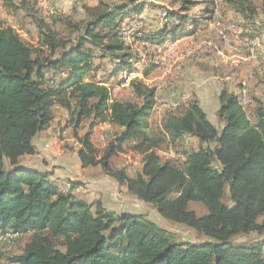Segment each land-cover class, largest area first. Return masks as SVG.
Segmentation results:
<instances>
[{
  "label": "trees",
  "instance_id": "trees-1",
  "mask_svg": "<svg viewBox=\"0 0 264 264\" xmlns=\"http://www.w3.org/2000/svg\"><path fill=\"white\" fill-rule=\"evenodd\" d=\"M177 1L178 11L166 10L167 24L147 29L140 24L147 0L84 5L82 20L57 11L47 19L28 1L18 6L0 0L7 15L22 16L39 32L34 42L13 23L0 21V235L29 233L23 251L7 255L10 263L264 264V79L240 83L238 91L222 89L220 127L191 100L168 108L155 130L157 87L139 77L130 82L132 100L112 97L117 76L136 72L139 62L125 29L142 43L160 45L193 36L203 25L204 18L189 13L197 1ZM261 1V7L253 0L225 3L251 21L264 14ZM255 26L264 30V21ZM151 69L150 64L145 76ZM58 107L67 111L76 136L92 120L80 137L83 167L100 165L121 192L153 205L163 219L193 229L202 240L180 241L145 213H116L101 201L90 202L74 192L77 183L63 191L51 171L30 166L25 159L37 153L34 140L52 126ZM104 122L119 131L100 154L90 140L95 125ZM165 148L176 157L163 158ZM128 150L143 156L135 173L114 164ZM252 234L246 242L234 241Z\"/></svg>",
  "mask_w": 264,
  "mask_h": 264
},
{
  "label": "rangeland",
  "instance_id": "rangeland-1",
  "mask_svg": "<svg viewBox=\"0 0 264 264\" xmlns=\"http://www.w3.org/2000/svg\"><path fill=\"white\" fill-rule=\"evenodd\" d=\"M14 1L16 4H18V6L22 2V0H14ZM25 1L26 2L28 1L31 5L35 6V9L38 10L39 15L44 16L47 19L50 18L54 12L57 11V12L72 13L73 17L76 20H82L86 17L84 5H95L99 2H104L107 5H115V4L122 2L123 0H25ZM195 1H197L198 4L193 6L191 10L189 11V13L193 16L204 18L202 20H204L203 25H205V27L201 31H199L198 34L196 35V39L194 40L195 42L200 43L203 40H206V41L213 40L214 42H219V39L224 40L223 36H226V39L228 40L229 39L228 34L230 35L233 34L232 30H229L227 28L230 23H235L238 29L247 28L251 31V32L249 31L250 33L255 34L257 31H259L258 27L255 26V23L257 26H259V23L262 24L264 21V14L261 11L257 15L255 20H251V21L245 20L242 17V15H240L234 10H231L225 3V0H195ZM253 1L258 7H261V4H262L261 0H253ZM147 2H148V6L142 13V15L145 13L144 14L145 18H142L143 20L142 22H140V24L142 25L145 24L147 29H156L160 26L163 27L165 23H167V19H170V18H167L165 11L166 10L167 11L177 10L178 11L180 8V2L177 0H147ZM208 9H212L211 12ZM207 17L208 18L211 17V18L208 19ZM17 19H18V22H16ZM23 19L24 18L22 16H17L16 18L14 15H11V14L7 15L6 11L2 9V4L0 5V21L5 20L10 23H13L15 26H17V28L19 29L21 34L25 36V38L36 42L39 37L38 30L36 29V27L33 25L32 22L28 23L27 21L29 20H23ZM145 19H149L150 22L149 21L147 22V20L145 21ZM126 33H128L130 37L124 36V39L128 38L126 40L133 47L140 63L136 65V68H137L136 72L131 73L132 75L131 74L126 75L125 73H122L117 76L114 83L111 84L112 85V97L114 99L119 98V99L132 100L134 95L131 92V89L129 87L130 86L129 81H131V79L134 77H139L140 79H143L145 82H148L149 85L156 86V87L159 86L160 87L159 90H163L165 89V87L170 88L171 86H174V88L170 90V93L174 96L173 98L175 97L179 98L180 90L178 89L179 86L176 82L178 83H180V81L182 82V70H183L182 60L177 61L175 64H174V60L173 61L171 60L172 62H170V64L167 63V59L170 56L172 57L174 55L173 53L175 50V46L171 44L172 42L168 41L167 45H169V48L162 50V52L166 51L167 53V56H165V59L162 60L161 58L162 56L160 57L161 55L160 53L162 52H159L160 47L158 44L153 46L152 44L142 43L138 39H134L133 32L129 28L124 30L123 35ZM243 33H246V32H237L238 37H242ZM206 47L208 48L204 50L203 52L199 54H192L191 56H189L188 58L191 59L192 61H187L188 64L186 65V67L190 66L191 64L193 65L196 64L199 67L202 66L205 68V70L202 68L203 72L205 73L211 72L212 67L216 65L212 62L213 60L211 59V57L214 56L216 58L217 51L215 50L216 48L212 44L210 45L208 42L206 44ZM209 52L210 54H207ZM260 53L261 51L258 53V56L254 54L256 56L255 65L250 66L248 64H244L243 62L239 64V66H235L236 68L241 67V70L246 69L245 71H251V73L247 74L244 77L238 76L236 82L241 83L244 81L243 83L252 84L254 82H257L259 76L261 77V79H264V63L258 58ZM263 54H264V50H263ZM151 56H153V61H150ZM103 61L107 64V66H111V63L108 60H103ZM150 62H155L154 64L155 67L154 65L152 67V70L154 69L155 70L151 72L149 76H145V73H144L145 69L148 67V64H150ZM178 65H181V67H179ZM167 76L170 79L166 80L167 84H163L162 83L163 79L167 78ZM118 77H119V82L117 80ZM122 80L125 81L124 84L120 83V81ZM169 82L171 84L168 85ZM236 86L237 84L235 86H232L231 89L233 91H238ZM260 90L264 91V86H261ZM260 96H262V94ZM187 97L191 98V94H187ZM159 99H161V97ZM166 99L165 100L161 99V101H157V107L152 112L151 122H152V128H154L155 130H158L157 128L158 124L160 123L163 117V114L165 112L164 108L172 105L170 100H166ZM244 99H245V103L248 106L249 105L248 102H250L249 96L248 97L245 96ZM263 99H264V95H263ZM211 101L205 104L206 111H207L206 113L208 114V119L212 123L213 121L211 119H213L214 121L217 122V125L220 127L222 122L220 118L218 117V110L220 108L219 96L217 98L215 95L213 100L211 99ZM251 109H252L251 106H248L247 113H249V115H251L252 114L251 112H253V110L251 111ZM63 113H64L63 110L60 109V107H58L56 111V118L53 122L52 131H70V132H67L64 136L63 134H60V136H63L62 139L72 138L74 142L78 141L80 145L82 146L80 142V137H82L87 131H90V123L92 122V120L84 121L81 124L80 128L77 130L78 135L76 136L74 134L73 128H71V126H69L68 122L66 121L68 118L65 117ZM99 124L100 123H98L97 125ZM97 125H95V127L93 128V133L95 132L96 129H98L99 126ZM104 131H119V128L108 127ZM80 133L82 134L80 135ZM116 133L117 132H114V137ZM90 141L94 144L92 140V136H91ZM187 141L193 144L197 143V139L195 138L193 139L188 138ZM69 143L70 141L66 140V142L64 143V146L62 147L68 153L70 152V150L71 151L74 150L73 147L69 146ZM128 147L129 145H127V149H129ZM103 150L99 149L98 151L101 154L103 153ZM164 151L166 152L164 153L162 152L161 154L163 158H171L175 156L174 152L167 148H165ZM42 152L47 153L46 149ZM52 156L43 155V159L45 161L44 167H47L48 169H50V171H54V165L50 167L51 166L50 162L53 161ZM116 157L120 158L121 156L119 154ZM32 159L33 158H30L28 160L32 162ZM130 159L133 160L132 157ZM28 160L25 159V161L27 162ZM121 160L125 161V159H121ZM35 161L36 159L33 162ZM133 161L137 162L138 169H139L140 165L143 162V159L137 158L136 160H133ZM133 163L134 162H132V164L128 163L126 165H129V164L134 165ZM35 164L38 165L40 163L35 162ZM112 182L113 181L108 182V185L113 188L111 189L113 192V195L115 197L116 196L118 197L117 195L118 193L116 192L115 186ZM135 202L137 205L133 206V208L131 209L133 210L132 212H122V213H145L147 214L149 218L156 221L159 225L173 232L176 238L180 241L181 240L182 241L191 240L193 242H199L200 240H202L201 238H199L198 233L194 231L193 229H190V228H187L181 225H177L174 223H170L166 221L165 219H163L160 216L158 210L153 205L146 204L143 201L141 202V200L139 199L136 200ZM191 207L193 209H197L200 213H203L204 211L202 206L197 203H192ZM27 235H29V233L28 234L20 233L18 235L10 233L4 236L0 235V250L2 251V254H3V255H0V264H14L8 261L7 255H14V254L21 253L26 243ZM253 237H256V235L252 234L251 236H238L237 238L234 239V241L237 243H242V242L248 241L250 238H253Z\"/></svg>",
  "mask_w": 264,
  "mask_h": 264
},
{
  "label": "crops",
  "instance_id": "crops-1",
  "mask_svg": "<svg viewBox=\"0 0 264 264\" xmlns=\"http://www.w3.org/2000/svg\"><path fill=\"white\" fill-rule=\"evenodd\" d=\"M144 14L141 15L142 18H145ZM165 14L167 16V13ZM146 20L147 22L148 21L150 22L149 19H145V21ZM168 22L169 19H167V23ZM204 27L205 25H202L198 30V32L201 31ZM158 28H162V27L160 26ZM227 28L229 30H232L233 32L232 35L228 34L229 37L228 40L226 39V36H223L224 40L219 39V42H214L213 40L210 41L203 40L200 43L195 42L194 40L196 39V35L198 34L197 32L193 36H187L177 41H171L170 39H167L163 44L159 45L160 47L159 52H162L163 49L169 48V45H167L168 41L172 42L171 44L175 46V50L173 53L174 55L172 57L170 55H169L170 57L168 56L169 58L167 59V63L170 64V62L174 60V64H175L177 61L182 60L183 70H182V82L181 81L180 83L176 82L179 86L178 89L180 90L179 98L177 97L173 98L174 96L170 93V90H172L174 86H171L170 88L165 87V89L163 90H159L160 87L157 86L155 109L157 107V101H161V99L165 100L167 98L166 100H170L172 105H170L169 107H165L164 111H166L167 108L176 107L177 105H181V104L187 105L191 100L198 101L202 106V108L206 111L205 104L210 102L211 99L213 100L215 95L218 98L222 89L227 88L229 90H232L231 87L235 86L236 84H237L236 86L237 89L239 88L240 82L239 83L236 82L238 76L244 77L247 74L251 73V71H245L246 69L241 70V67L236 68L235 66H239V64L243 62L244 64H248L250 66L256 64V59H255L256 56L254 54L258 56V53L262 49L264 50V30L258 28L259 31L257 32L255 31L256 33L253 34L250 33L251 31L247 28L238 29L235 23H230ZM237 32H246V33H243L242 37H238ZM207 42L210 45L212 44L216 48L215 50L217 51L216 52L217 57L216 58L214 56L211 57V59L213 60L212 62L216 64L212 67V71L205 73L202 71L203 69L205 70V68L202 66L199 67L196 64L195 65L191 64L190 66L186 67V65L188 64L187 61H192L188 57L191 56L192 54H199L204 50H206L208 48L206 47ZM160 54H161L160 57L162 56L161 57L162 60L165 59V56H167L166 51ZM207 54H210V52ZM150 61H153V56H151ZM150 64L153 67L155 62H150ZM150 64H148V66ZM178 66L181 67V65ZM154 70L151 69L147 76H149L150 73L153 72ZM168 79L170 78H168L167 76V78L163 79L162 83L167 84L166 80ZM130 82L131 81H129V83ZM169 84L171 83L169 82L168 85ZM187 94H191V98H188ZM160 97L161 99H159ZM60 109L63 110L64 116L67 117L68 115L67 111H65L61 107ZM211 120L215 125H217L216 121H214L213 119ZM52 126L49 127L48 129H44L46 131L43 130L36 136L34 142L38 150L35 155L26 158L27 160L33 158L32 162L28 160L29 165L37 168L42 167L41 169L50 171V169L44 167L45 161L43 159V155L44 156L53 155L52 156L53 161L50 162L51 165L50 167L54 165V171H51L53 172L52 178L60 184L61 189L63 191H70L72 183L74 182L78 184L74 192L82 195L88 201L90 202L101 201L106 209L114 211L116 213L132 212L133 210L131 209L133 208V206L137 205L135 201L138 199L124 192H121L119 183L114 178L109 176L106 172H104L100 165L90 166L86 168L83 167L78 154V151L81 147L80 143L78 141L74 142L72 138L62 139V137L67 132L70 131H52L53 129ZM97 126L99 127L93 133L92 140L94 142L95 147L98 150L99 149L103 150L107 146V144L114 138V132H118V131H104L108 127L111 128L116 127L112 125L110 122L100 123ZM60 134H63V136H60ZM81 134L82 133H80V135ZM66 140H69L70 141L69 146L74 148V150L72 151L70 150L69 153L62 148ZM45 149L47 153L42 152ZM120 156H121L120 158H117L116 156L114 157V164L116 167H120V168L126 167L131 173H135L143 166V162H142L140 168L138 169L137 162L133 161L136 160L137 158L143 159V156L138 152L128 150L126 152L120 153ZM131 157L133 158V160L130 159ZM35 159H36L35 162L40 164L38 165L35 164V162H33ZM121 159H125V161ZM132 162H134L133 163L134 165H130V164L126 165L128 163L132 164ZM111 181H113L112 183L115 186L116 192L118 193L117 194L118 197L117 196L115 197L113 195V192L111 190L113 188L108 185V182Z\"/></svg>",
  "mask_w": 264,
  "mask_h": 264
},
{
  "label": "built area",
  "instance_id": "built-area-1",
  "mask_svg": "<svg viewBox=\"0 0 264 264\" xmlns=\"http://www.w3.org/2000/svg\"><path fill=\"white\" fill-rule=\"evenodd\" d=\"M125 37H130V35H128V33L124 34ZM259 59H264V55H263V49L261 50L260 56L258 57ZM132 75V74H131ZM10 234V233H8ZM14 234V233H13ZM7 235V234H6ZM16 235H18V233H16Z\"/></svg>",
  "mask_w": 264,
  "mask_h": 264
},
{
  "label": "bare ground",
  "instance_id": "bare-ground-1",
  "mask_svg": "<svg viewBox=\"0 0 264 264\" xmlns=\"http://www.w3.org/2000/svg\"><path fill=\"white\" fill-rule=\"evenodd\" d=\"M124 32V31H123ZM126 39H128V38H126ZM264 55V54H263ZM260 56V55H259ZM263 63H264V59H260Z\"/></svg>",
  "mask_w": 264,
  "mask_h": 264
}]
</instances>
